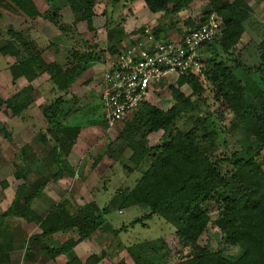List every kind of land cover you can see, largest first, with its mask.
<instances>
[{
  "label": "trees",
  "instance_id": "obj_1",
  "mask_svg": "<svg viewBox=\"0 0 264 264\" xmlns=\"http://www.w3.org/2000/svg\"><path fill=\"white\" fill-rule=\"evenodd\" d=\"M43 1L47 6L44 12L35 0H0V59H14L12 65L5 63L12 82L24 79L33 83L38 74L48 75L53 92L60 95L42 108L47 130H39L37 142L44 147L43 157L27 156L26 150L30 147L24 146L16 153V160L24 159V162L16 167L13 182L1 183L3 190H12L14 199L6 211L0 209V256L16 247L24 250L26 260L41 255L43 258L38 263L54 262L64 255L68 259L66 264H98L106 256L105 252L85 262L74 253L76 246L103 225L94 202L77 208L74 215L67 212V201L53 205L43 216L30 209L49 183L75 176L69 157L78 143L81 127L72 126L69 118L78 111L77 101L86 89L94 88L98 78L83 84L78 80L104 57L92 44L87 51L73 45L62 60L58 59V53H54L55 60L51 62L42 59V50L35 47L30 34L38 20L51 22L67 39L95 32V0ZM143 1L153 15L176 16L189 9L195 0ZM209 7L198 23L188 19L184 22L185 31L179 30L180 37L184 38L190 30L205 26L211 16L221 24L220 35L198 52L201 72L187 71L179 76L177 87H169L173 99L170 109L165 111L145 103L131 119L119 124L123 128L116 141L124 143L120 151L126 148L132 151L129 162L135 166V169L125 166L123 169L128 174L141 170L143 174L132 189L119 193L118 197H123L122 207L141 205L149 212L131 227L158 217L174 229L169 237L175 243L169 237L162 241L159 254L163 259H169L182 245L194 248L196 255L181 258L178 264H264V169L258 160L264 151V43L258 46V64L247 65L242 61L244 49L238 51L237 46L245 34V23L252 22L250 7L244 0H209ZM65 8L74 16L70 26L62 24L60 12ZM80 24H85V32L78 30ZM157 28L154 36L160 39L163 29ZM75 32L74 36L68 35ZM166 37L164 41L171 42ZM56 46L53 43L48 48L52 50ZM116 52V47L108 49L109 55ZM237 70L243 74L241 77L235 75ZM184 86L191 89V96L181 91ZM32 92L27 87L4 103L0 101V107L5 104L12 118H22L33 100ZM67 95L72 98L64 99ZM229 115L232 119L224 127L222 122ZM5 126L0 122V133ZM222 127L241 137L235 142L236 149H231L229 154L226 149L217 155L219 150L214 151L212 147L219 140L223 147L231 146L229 140L222 138L226 135ZM156 133L162 134L160 141L153 147L144 145L146 138ZM4 136L10 135L7 132ZM47 146H51L49 151ZM111 153L105 155L109 168L116 159ZM34 157L38 164L35 168L28 167L29 158ZM29 191L34 193L27 196ZM85 207L90 214L84 213ZM11 218L17 221L9 222ZM210 224L214 226V238L218 242L216 249L198 245ZM28 226H34L40 233L28 237ZM70 232L72 237L60 247L44 243L46 238L51 240ZM38 246L40 253L35 252ZM225 248L238 250V256H224ZM127 253L135 264H144L138 256L139 247H131Z\"/></svg>",
  "mask_w": 264,
  "mask_h": 264
},
{
  "label": "rangeland",
  "instance_id": "obj_2",
  "mask_svg": "<svg viewBox=\"0 0 264 264\" xmlns=\"http://www.w3.org/2000/svg\"><path fill=\"white\" fill-rule=\"evenodd\" d=\"M109 1L95 0V16L93 18L95 32L83 35V37L67 39L51 22L38 20V24L32 29L30 34L36 43L35 47L38 50H42V59L46 62H51L55 60L54 53H58L60 55L58 59L62 60L65 57V53L73 45L78 50L87 51L92 44L96 52H103V58H108L110 56L108 53L109 48L126 45V36L128 39V36L133 31L139 30L144 25L152 29L160 26L163 29V33L167 36L166 40L177 43L180 36L179 30L185 31L184 22L190 19L198 23L202 15L210 10L209 0H199L197 5H191L189 9L181 12L179 15L166 16L164 14H156L159 15L155 18L157 22H151L153 21L150 19L152 14L143 6V0H133L131 2L121 0L117 3ZM244 1L252 11V22L247 21L245 23V34L237 49L238 51L244 49L242 51V61L249 66H254L259 62L257 55L258 46L264 43V0ZM35 3L40 11L44 12L47 10L46 3L43 0H35ZM60 15L63 25L70 26L73 24L74 16L69 8L63 9ZM77 28L80 32L86 31L85 24H80ZM126 32H128V35ZM75 34L76 32L68 35L74 36ZM53 43H57V46L50 50L48 46ZM102 60L98 61L95 68L88 71L78 82L80 81L79 83L83 84L91 77L93 79L98 78V75L101 74V68L104 66ZM5 63L12 65L15 61L10 57L0 59L1 103L9 100L27 87L33 89V100L29 105L28 112L25 110L22 118H12L11 111L5 104L0 107V122L6 125L3 132L0 133V209L3 212L10 207L14 195L11 189L7 188L3 190L1 183L2 181H6L8 184L13 182V173L16 167L24 162V159L21 162H18L19 158L16 160V153L24 146L30 147L26 150L28 153L27 156L31 157L37 154L43 157L44 147L37 142L39 130L41 132L47 130L42 108L48 106L60 96L53 92L48 75L38 74L39 78L33 83H28L24 79H20L16 83L12 82ZM234 72L237 77L243 75L240 70ZM258 81L260 82L259 79ZM176 82L174 78H170L169 84L164 85L160 90H154V93L150 94L147 103L165 111L170 109L173 105V99L169 87H177ZM248 82L251 84L249 79ZM181 91L185 96H191L192 94L188 86H184ZM100 93L101 91L98 88L93 91L86 89L85 94L75 104V109L78 111L69 118L72 126L81 127V134L77 146L73 148L69 157L70 164L72 163L71 166L75 171L74 178H65L59 182L49 183L46 189L43 190L41 196L39 195V197L35 198L30 209L43 216L47 213L48 207L61 203L62 201H67V205L65 206L66 210L69 215H74L77 208L87 206L94 202L93 204H95L100 212V217L98 218L103 222V225L98 230V234H96L98 238H94L95 240L93 239L88 246L97 243L100 245L101 252L108 254L107 262L103 264H116L119 262L135 264L127 253L129 248L135 246L139 247L138 256L144 264H178L181 258L195 256L196 250L194 248L181 245L169 259L162 258L159 254V250L162 248V241L174 232L171 225L163 219L152 217V219L146 220L143 224H137L131 227L133 222L149 212L147 208L141 205L122 207L121 200L123 197H118V195L121 192L125 193L127 189H132L142 177L143 171H133L128 174L123 169V166L135 169V166L129 162L132 151L128 148L120 151L124 143L123 141L117 142L116 139L122 131V126L117 125L111 130L106 128L103 121L104 103ZM71 98V95L64 96L66 100H70ZM195 100L193 98V101ZM226 119L222 122L223 126H228L232 118L229 115ZM181 123L179 124L180 127L182 126ZM223 130L225 131L226 129L223 128ZM7 132L10 135L9 138L4 136V133ZM225 134V136L222 135V138L229 140V145L231 146H228V148L226 146L223 147L222 141L219 140L217 142L218 144L212 147L214 151L216 149L219 150L217 155L224 153L226 149L228 154L231 152V149H236L235 142L241 137L237 132L232 135L229 133V130H226ZM161 135V133H156L148 136L144 141V145L148 147L155 146L160 141ZM138 139L139 137H137ZM50 147L47 146L46 149L49 151ZM111 151L116 159L111 162L112 166L109 168L105 155L108 156ZM258 160L264 169V151ZM36 164H38L36 157L32 158V160L29 158V163H27L28 167L35 168ZM31 193L34 192L29 191L27 196L32 195ZM83 210L85 214H90L91 212L87 207L83 208ZM8 221L16 222L17 219L11 218ZM123 227H125L124 231H122ZM27 230L28 237L40 233L34 226H28ZM72 235L73 233H68L67 238L65 237L64 240L70 239ZM50 239L54 240L53 237ZM169 239L171 243H175L171 237ZM56 241L57 246L59 242L58 240ZM44 243L47 245V238ZM143 245L146 246L141 248ZM168 245L172 247L171 244ZM198 245L210 246L213 249L217 248L218 242L214 238V226L212 224L208 226L199 240ZM53 246L56 247L55 245ZM161 253H164V251H161ZM20 254L23 256L24 252ZM238 254V250L229 248L223 253L224 256L228 257H236Z\"/></svg>",
  "mask_w": 264,
  "mask_h": 264
},
{
  "label": "built area",
  "instance_id": "obj_3",
  "mask_svg": "<svg viewBox=\"0 0 264 264\" xmlns=\"http://www.w3.org/2000/svg\"><path fill=\"white\" fill-rule=\"evenodd\" d=\"M220 33L221 24L211 16L205 26L190 30L177 43L156 39L151 27L131 34L126 45L103 61L100 91L106 128L111 130L128 120L170 78L177 81L187 71L201 72L198 52Z\"/></svg>",
  "mask_w": 264,
  "mask_h": 264
},
{
  "label": "crops",
  "instance_id": "obj_4",
  "mask_svg": "<svg viewBox=\"0 0 264 264\" xmlns=\"http://www.w3.org/2000/svg\"><path fill=\"white\" fill-rule=\"evenodd\" d=\"M199 3V0H195L194 2H193V6L194 5H197ZM145 8H146V6H145V4L143 5ZM196 7H199V6H196ZM147 9V8H146ZM159 15H153L152 14V17L150 18V19H152L153 21H151V22H157V21H155V18H157ZM159 20V19H158ZM159 22V21H158ZM150 24V23H149ZM143 27H147V26H141V28L140 29H142ZM128 32H126V34H127ZM165 34V33H164ZM128 35V34H127ZM130 36V35H129ZM129 36H128V38H129ZM179 39H180V36H179ZM127 42H128V39H127V36H126V40H125V44H127ZM116 48H118V47H116ZM104 59L105 58H103V60H102V62L104 61ZM96 66V65H95ZM95 66L92 68V69H94L95 68ZM101 66V65H100ZM91 69V70H92ZM103 69H104V66L101 68V74L100 75H98V79H97V83H96V85L94 86V88L93 89H91V91H93V90H96L97 88L98 89H101V83H102V81H103V77H104V75H103ZM91 79H93V77H91L89 80H91ZM88 81V80H87ZM78 85H79V83H77ZM80 86V85H79ZM100 95H101V93H100ZM77 146V145H76ZM70 162V161H69ZM72 164V163H71ZM84 181V180H83ZM70 182V181H69ZM62 186V185H61ZM61 188V187H60ZM46 189V188H45ZM46 191V190H45ZM51 208H52V206L51 207H48V209H47V213L51 210ZM98 232V231H97ZM97 232H95L90 238H88V239H86L85 241H83L82 243H80L78 246H76V248L74 249V253H75V255L78 257V259H80L82 262H85L86 260H88L89 259V257H91V256H93V255H100L101 254V251L102 250H100V245L99 244H97V243H93V245L91 246V245H89L88 246V244L90 243V242H92L93 241V239L94 238H98V235H96V234H98ZM68 234V233H67ZM67 234H58V235H56L55 237H54V240H52V241H49V240H47V244H49V245H55L56 246V243H57V241L56 240H58V242H59V244L56 246V247H60L63 243H65L67 240H64V238L66 237L67 238ZM56 238V239H55ZM64 240V241H63ZM95 240V239H94ZM56 241V242H55ZM19 248H12V251L9 253V254H7V255H1L0 256V264H66V262L68 261V259H67V257L66 256H64V255H61V256H59V257H57L56 258V260L54 261V262H51V261H45V262H42V263H38L39 262V259L41 258H43L41 255H36V256H33V257H31L30 258V260H26V258H25V253H24V255L22 256L20 253L21 252H24V250L23 251H20V250H18ZM36 253H40L39 252V246L38 247H36ZM98 249H99V251H98ZM107 253H106V256L103 258V259H101V261L98 263V264H103V263H105V262H107L106 261V259L108 258L107 257ZM40 259V260H41Z\"/></svg>",
  "mask_w": 264,
  "mask_h": 264
},
{
  "label": "water",
  "instance_id": "obj_5",
  "mask_svg": "<svg viewBox=\"0 0 264 264\" xmlns=\"http://www.w3.org/2000/svg\"><path fill=\"white\" fill-rule=\"evenodd\" d=\"M156 31H157V32H160V28H157ZM164 38H165V34H164V33H161V34H160V39H161V40H164Z\"/></svg>",
  "mask_w": 264,
  "mask_h": 264
}]
</instances>
